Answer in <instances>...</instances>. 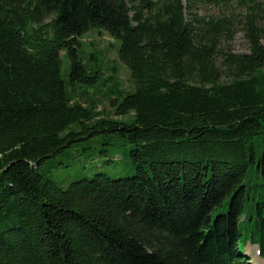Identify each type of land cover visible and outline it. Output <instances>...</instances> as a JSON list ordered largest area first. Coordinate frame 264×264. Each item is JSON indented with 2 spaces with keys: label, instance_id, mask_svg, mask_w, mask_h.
<instances>
[{
  "label": "trees",
  "instance_id": "1",
  "mask_svg": "<svg viewBox=\"0 0 264 264\" xmlns=\"http://www.w3.org/2000/svg\"><path fill=\"white\" fill-rule=\"evenodd\" d=\"M194 20L182 0H0V264H253L243 225L264 257V28L247 15L237 54ZM93 29L133 82L110 114L61 76L63 51L69 85L97 82L79 54ZM95 137L130 143L135 173L62 189L40 171Z\"/></svg>",
  "mask_w": 264,
  "mask_h": 264
},
{
  "label": "rangeland",
  "instance_id": "2",
  "mask_svg": "<svg viewBox=\"0 0 264 264\" xmlns=\"http://www.w3.org/2000/svg\"><path fill=\"white\" fill-rule=\"evenodd\" d=\"M182 1L187 19H194L195 16L194 33L201 39L215 33L213 24H220L221 30L216 33L221 50L237 54L248 53L249 45L245 37L247 15L255 16L258 25L264 28V20L258 16L259 8L262 7L260 2L263 1L249 5L242 0H230L226 3L193 0L190 10L186 8L187 0ZM79 41L82 61L86 63L87 69L89 67L96 69L99 77L93 85H69L67 81L70 62L62 51L60 67L66 89L76 101L93 106L96 111L100 110L103 114H110L109 99H120L133 88L127 68L117 57L118 42L103 29L89 30L79 37ZM260 42L264 46V32ZM90 54H94L97 60L92 59ZM104 139L95 137L75 143L54 157L45 159L40 165V171L62 189L74 180L90 178L97 173H104L111 178L133 175L136 169L128 155L131 144L119 140L107 144ZM61 160H65L67 166L57 165ZM241 233L240 245L249 260L253 264H264V257L259 256L256 245L246 242L243 246L244 238L249 235L244 225Z\"/></svg>",
  "mask_w": 264,
  "mask_h": 264
}]
</instances>
